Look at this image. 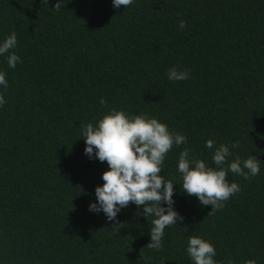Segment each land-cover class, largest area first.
<instances>
[{"label": "trees", "instance_id": "obj_1", "mask_svg": "<svg viewBox=\"0 0 264 264\" xmlns=\"http://www.w3.org/2000/svg\"><path fill=\"white\" fill-rule=\"evenodd\" d=\"M57 2L0 0V41L15 32L10 51L22 61L10 68L0 56V264H193L194 235L214 245L217 264H264V0ZM173 66L189 78L169 81ZM113 109L187 138L160 173L177 184L183 220L165 228L158 251L146 247L154 217L143 206L130 203L115 221L88 210L108 166L84 154L81 130ZM220 144L229 163L256 157L260 173L229 172L240 190L209 215L182 190L177 162L187 148L215 167Z\"/></svg>", "mask_w": 264, "mask_h": 264}, {"label": "clouds", "instance_id": "obj_2", "mask_svg": "<svg viewBox=\"0 0 264 264\" xmlns=\"http://www.w3.org/2000/svg\"><path fill=\"white\" fill-rule=\"evenodd\" d=\"M134 0H112L114 9L125 8ZM61 2L55 5L58 10ZM55 10V11H56ZM179 27H186L184 20ZM18 44L16 33L8 35L0 41V56H6L10 68H15L21 58L10 50ZM187 70L173 66L167 71V78L172 82L184 81L189 78ZM0 87L7 88L6 73L0 71ZM6 103L0 94V107ZM104 104L103 99L100 100ZM81 136L85 142L84 154L89 159L107 162L108 170L102 174V186L95 188V202H90L88 210L93 213H103L108 221H115L122 209L130 203L139 209L143 206V215L154 217L150 227V242L146 247L160 250L163 246L165 228L176 225L183 217L175 210L172 180H165L160 173L166 155L173 149L187 142V138L169 131L166 124L147 114L131 116L120 110H110L98 120L95 125L88 123L82 126ZM215 141L205 142L207 149L214 148ZM233 143L231 149L238 148ZM230 147L220 144L216 147L211 161L215 167H210L201 159L190 158L189 149L180 152L177 171L180 174L182 190L188 196H195L203 206H211V212L221 210L224 202L240 189L235 183L226 179L229 172L242 176L245 180L260 173V163L256 157L250 156L241 160L236 157L232 162ZM247 170V171H245ZM186 253L193 264H217L214 259V245L200 236L188 237ZM231 264V262H229ZM245 264H256L255 260H247Z\"/></svg>", "mask_w": 264, "mask_h": 264}]
</instances>
